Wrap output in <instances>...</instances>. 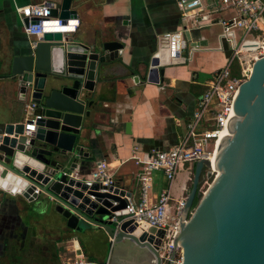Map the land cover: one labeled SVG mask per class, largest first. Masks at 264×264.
<instances>
[{"label":"water","instance_id":"obj_1","mask_svg":"<svg viewBox=\"0 0 264 264\" xmlns=\"http://www.w3.org/2000/svg\"><path fill=\"white\" fill-rule=\"evenodd\" d=\"M46 3L49 16L63 23L77 17L73 0ZM29 22L38 19H23L24 26ZM64 34L44 33L30 54L14 56L4 71L0 62V79L34 105L25 111L29 117L0 125V180L7 185L2 187L30 202H39L43 193L49 199L45 212L53 206L68 229L101 228L110 246L129 241L132 251L149 252L152 260L145 264H162L158 249L164 230H144L124 219L131 194L116 184L73 175L76 160L85 155L79 143L93 104L86 93L93 91L96 65L118 55L122 45L109 41L90 47ZM185 36L190 39L188 32ZM260 46L264 50V39ZM166 58L160 52L150 60L146 81L158 82ZM135 85V90L142 87L144 80L136 78ZM28 124L34 125L30 135ZM224 130L211 160L193 164L168 264L177 251L180 264H264V51L238 87ZM70 160L73 165L67 167ZM203 179L210 183L201 192Z\"/></svg>","mask_w":264,"mask_h":264},{"label":"crops","instance_id":"obj_2","mask_svg":"<svg viewBox=\"0 0 264 264\" xmlns=\"http://www.w3.org/2000/svg\"><path fill=\"white\" fill-rule=\"evenodd\" d=\"M43 1L0 0L3 71L14 56L33 51L17 9ZM72 8L78 26L65 36L96 48L109 41L122 45L118 55L96 65L93 91L86 93L93 104L89 118L83 121L86 128L81 130L79 143L85 155L76 160L72 173L88 178L98 162H105L114 183L131 194L129 202L138 203L141 165L137 161L177 146L186 136L209 82L232 55L219 22L235 17V11L224 8L220 0H200L199 7L187 16L177 0H73ZM183 29L190 38L186 50L179 58H166L158 82L146 81L150 60L165 47L164 35ZM163 57L161 54V62ZM136 78L144 80V85L135 90ZM28 103L6 79H0V125L25 119ZM192 169L180 168L170 182L161 172H153L147 202L155 203L166 189L174 201L185 197ZM38 199L30 202L0 185V264H61L79 256L103 264L152 260L146 249L132 251L129 241L110 246L101 228L68 229L53 206L45 212L48 197L40 193Z\"/></svg>","mask_w":264,"mask_h":264},{"label":"built area","instance_id":"obj_3","mask_svg":"<svg viewBox=\"0 0 264 264\" xmlns=\"http://www.w3.org/2000/svg\"><path fill=\"white\" fill-rule=\"evenodd\" d=\"M183 16L200 5V0H177ZM222 6L235 11L236 16L230 20L219 22L223 28L222 35L230 43L232 55L226 65L218 70L208 89L202 95L193 119L188 125V131L183 140L175 147L166 151H154L145 160H138L140 171L137 180L140 182L141 200L138 203L129 202L126 206L127 215L124 219L133 220L139 227L163 229L164 235L159 245V254L162 264H168L172 250V238L175 232L179 213L184 206L185 197L174 201L168 189L163 190L156 198L155 203L147 202L145 196L150 185L153 172H161L170 182L180 168L187 166L190 170L196 161L211 160L216 140L225 131L224 123L227 115L232 111L233 102L240 84L248 77L250 66L245 61L243 53L247 47L255 42L254 38L264 31V0H220ZM50 6L46 0L39 4H31L17 9L20 17L38 19L37 24L28 23L24 26L25 34L31 39L32 47L46 32H74L78 26L76 19L63 20L51 17L48 14ZM186 29L164 35L165 47L162 51L167 53L168 58H179L181 52L186 50L187 41L184 36ZM240 33V36L236 35ZM255 35V36H254ZM254 36V38H252ZM233 66H237L239 72L232 74ZM34 105H26L27 112ZM29 117V115L27 116ZM32 121L34 117L31 118ZM207 124V125H206ZM27 134L34 130L33 124L26 125ZM90 181L102 185L115 184L112 175L105 162H98L96 170L91 173ZM208 179H204L206 183ZM38 194L39 189L35 188ZM171 211V215H170ZM181 263L180 252L177 251L173 264ZM61 264H102L82 256L66 259Z\"/></svg>","mask_w":264,"mask_h":264},{"label":"rangeland","instance_id":"obj_4","mask_svg":"<svg viewBox=\"0 0 264 264\" xmlns=\"http://www.w3.org/2000/svg\"><path fill=\"white\" fill-rule=\"evenodd\" d=\"M256 38H254L255 42H257V46H255L252 50H249L245 53V61L248 63V65L252 66V63L254 62L255 58H259L263 56V48L260 46L262 43V40L264 39V31L261 32L260 34H257ZM192 176V175H191ZM190 176V178H191ZM210 183V180H207L206 183H201L200 185V191L203 192L207 185ZM189 188V187H188ZM110 251L108 252L109 255ZM103 264V263H102Z\"/></svg>","mask_w":264,"mask_h":264},{"label":"bare ground","instance_id":"obj_5","mask_svg":"<svg viewBox=\"0 0 264 264\" xmlns=\"http://www.w3.org/2000/svg\"><path fill=\"white\" fill-rule=\"evenodd\" d=\"M255 46H257V42H253V43H251L248 47H247V51H249V50H252ZM246 51V52H247ZM245 52V53H246ZM226 134V132L224 131L220 136H223V135H225ZM33 165L34 166H36V164L35 163H33ZM209 171L211 172V173H213V174H215L216 172H215V170H213V169H209ZM207 172V170H204V173H206ZM0 185L2 186V185H4L5 187L7 186V185H5V183L4 182H2V181H0ZM142 229H144V230H148L149 228L147 227V226H145V227H141ZM138 230V232H140V228H137Z\"/></svg>","mask_w":264,"mask_h":264},{"label":"trees","instance_id":"obj_6","mask_svg":"<svg viewBox=\"0 0 264 264\" xmlns=\"http://www.w3.org/2000/svg\"><path fill=\"white\" fill-rule=\"evenodd\" d=\"M238 72H239V69H238V67L237 66H233V69H232V74L233 75H237L238 74ZM204 180V179H203ZM203 180H202V183H203ZM201 186V185H200ZM197 201V199L195 200V202ZM194 202V203H195Z\"/></svg>","mask_w":264,"mask_h":264}]
</instances>
